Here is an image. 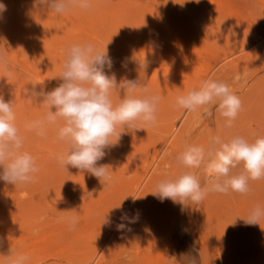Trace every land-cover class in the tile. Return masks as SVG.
<instances>
[{
	"label": "rangeland",
	"instance_id": "1",
	"mask_svg": "<svg viewBox=\"0 0 264 264\" xmlns=\"http://www.w3.org/2000/svg\"><path fill=\"white\" fill-rule=\"evenodd\" d=\"M0 3L7 6L0 18V52L9 63L7 72L0 67V93L12 102L26 137L24 150L41 164L39 180L23 187L0 181V264L9 248L31 256L29 264H185V256L197 264H259L264 230L245 225L243 218L253 206L264 207V179L249 180L246 195L209 193L183 210L150 192L187 170L176 162L186 145L207 148L213 136L238 135L249 142L264 137V0H92L90 11L59 15L35 9L33 0ZM82 42L98 50L107 45L118 81L141 78L161 97L155 126H117V132H127L99 162L113 169L105 186L87 172L59 165L55 156L67 145L54 126L42 139L24 129L48 110L43 102L26 101L25 85L44 83L47 91L58 86L61 81L52 78L63 69L66 49ZM145 59L144 73L138 62ZM210 78L227 84L242 101L231 128L214 106L211 116L174 107L178 96ZM121 95L110 93L113 105ZM192 171L203 184V168ZM75 210L79 224L70 231L59 217ZM107 213L112 223L102 224ZM122 213L137 216L130 231L116 230ZM260 223L264 227V219Z\"/></svg>",
	"mask_w": 264,
	"mask_h": 264
},
{
	"label": "clouds",
	"instance_id": "2",
	"mask_svg": "<svg viewBox=\"0 0 264 264\" xmlns=\"http://www.w3.org/2000/svg\"><path fill=\"white\" fill-rule=\"evenodd\" d=\"M195 2L198 3L199 0ZM33 7L59 15L70 13L74 9L90 11L93 4L92 0H33ZM6 11L7 6L0 3V18ZM138 65L145 73L148 68L147 59L143 65L139 62ZM0 67L6 72L9 68L2 52ZM112 68L113 60L107 45L104 50H98L88 42L73 44L65 51L60 75L52 78L61 81L58 86L47 91L44 83H29L30 87H25L24 90V95L45 103L48 108L43 117L25 122V131L47 138L48 128L54 126L57 138L67 145L66 151L55 156L59 165L67 170L70 166L82 173L87 172L104 186L111 181L110 169H113L110 165L99 162L118 145L122 134L127 132H117V126L133 131L155 126L161 101L159 95L150 93L141 78L118 81L115 73L111 72ZM113 90H119L120 95L123 93L115 105L110 98ZM137 90L140 95H136ZM175 106L193 113L202 110V115L207 116L212 115L211 108L214 106L216 112L225 118L224 127L231 128L242 109V101L227 84L210 78L203 81L199 89L178 96ZM16 119L12 102L6 101L0 94V181L14 187H23L35 181L40 165L37 164L36 157L24 150L26 137L21 134ZM176 162L187 170L157 183L155 190L150 193L160 202L170 200L183 210L188 206L201 204L209 193L234 192L246 195L250 192L249 180L264 179V137H257L249 142L238 135L227 140L213 136L207 148L186 145L176 156ZM240 165L243 166L242 170L233 174L232 170ZM201 168L205 177L203 184L199 175L192 171ZM77 213L76 210L69 211L67 215L59 217V220L67 224L70 231H74L79 224ZM44 218L40 217V221ZM136 219V215L122 213L116 230L130 231L129 225L136 222ZM262 219L264 207L255 205L249 209L243 221L248 226H261ZM111 223L107 213L102 224ZM261 228L264 230V227ZM31 259L23 251L9 248L4 255V264H29ZM125 259L129 257L126 256ZM183 259L185 264H197L194 256H185Z\"/></svg>",
	"mask_w": 264,
	"mask_h": 264
},
{
	"label": "bare ground",
	"instance_id": "3",
	"mask_svg": "<svg viewBox=\"0 0 264 264\" xmlns=\"http://www.w3.org/2000/svg\"><path fill=\"white\" fill-rule=\"evenodd\" d=\"M118 1H119V0H115V3L118 2ZM127 1H128V0H127ZM112 2H113V1H112ZM116 4H117V3H116ZM127 4H128V3H127ZM127 4H126V5H127ZM120 5H121V4H120ZM124 5H125V3H124ZM109 6H110V5H109ZM113 7H116V6H114V4H113ZM118 8H119V4H118ZM114 9H115V8H114ZM123 10H124V8H123ZM125 10H126V7H125ZM116 12H117V11H116ZM105 13H106V12H105ZM108 13H109V12H108ZM118 14H119V12H118ZM119 15H120V14H119ZM122 15H123V14H122ZM122 15H121V16H122ZM148 15H149V14H148ZM176 15H177V14H176ZM185 15H186V14H185ZM258 16H259V15H258ZM122 17H124V16H122ZM149 17H150V16H149ZM166 17H167V15H166ZM177 17H178V15H177ZM179 17H180V16H179ZM145 18H146V17H145ZM109 19H110V18H109ZM184 19H185V16H184ZM110 20H111V19H110ZM121 20H123V19H121ZM121 20H120V21H121ZM143 20H144V19H143ZM147 20H148V19H147ZM147 20H145V21H147ZM150 20H151V19H150ZM214 20H215V19H214ZM154 21H155V20H154ZM115 22H116V20H115ZM175 22H176V21H175ZM175 22H174V23H175ZM189 22H190V21H189ZM145 23H146V22H145ZM150 23H151V21H150ZM174 23H173V24H174ZM177 23H178V22H177ZM198 23H199V22H198ZM167 24H168V23H167ZM169 24H170V23H169ZM206 24H207V23H206ZM180 26H181V25H180ZM212 26H213V25H212ZM174 27H175V26H174ZM173 29H174V28H173ZM181 30H182V28H181ZM181 30H180V32H181ZM209 30H210V29H209ZM212 30H213V29H212ZM215 30H216V29H215ZM224 30H225V29H224ZM197 31H198V30H197ZM206 32H207V31H206ZM213 32H214V31H213ZM200 33H201V32H200ZM148 34H149V33H148ZM212 34H213V33H212ZM215 34H216V33H215ZM183 35H184V34H183ZM215 37H216V36H215ZM204 42H205V41H204ZM199 46H200V45H199ZM121 49H122V48H121ZM151 52H152V51H151ZM24 82H25V81H24ZM24 82H22V83H24ZM25 83H26V82H25ZM28 84H29V83H28ZM20 85H22L21 82H20L19 86H20ZM26 86H27V85H25V87H26ZM28 86H29V85H28ZM21 88H22V87H21ZM23 88H24V87H23ZM24 89H25V88H24ZM1 93H2V92H1ZM1 93H0V94H1ZM3 94H4V93H3ZM3 94H2V95H3ZM23 95H24V94H23ZM9 97H10V96H9ZM19 97H21V96H19ZM23 97H24V96H23ZM27 97H28V96H27ZM27 97H26V101L30 99L29 97H28V98H27ZM4 98H5V97H4ZM6 98H7V96H6ZM6 98H5V99H6ZM16 98H17V97H16ZM19 100H21V98H20ZM30 100H31V99H30ZM37 102H38V101H37ZM26 103H27V102H26ZM38 104H39V103H38ZM38 106H39V105H38ZM42 110H43V109H42ZM45 111H46V110H45ZM47 111H48V110H47ZM43 113H44V112H43ZM33 117H35V116H32V119H34ZM18 122H19V121H18ZM16 123H17V122H16ZM18 125H19V124H18ZM20 125H21V124H20ZM18 127H19V126H18ZM41 139H42V138H41ZM54 141H55V140H54ZM35 155H36V154H35ZM39 164H40V163H39ZM40 166H41V164H40ZM36 176H37V175H36ZM36 179H38V177H37ZM38 180H39V179H38ZM41 216H42V215H41ZM256 227L258 228V226H256ZM259 227H262V226H259ZM260 230H261V229H260ZM260 232H261V231H260ZM261 234H262V233H261ZM261 236H262V235H261ZM37 239H38V238H37ZM76 242H77V241H76ZM261 247H262V246H261ZM262 251H264V249H261V251H260L261 254L264 253V252H262ZM40 253H42V252H40ZM40 253H39V254H40ZM46 254H47V253H46ZM261 254H259V255H261ZM259 257H260V263H259V264H264V254H262V255L259 256ZM258 259H259V258H258ZM149 262H150V261H149ZM254 263H255V262H254Z\"/></svg>",
	"mask_w": 264,
	"mask_h": 264
}]
</instances>
